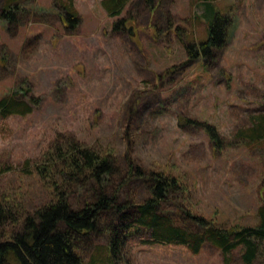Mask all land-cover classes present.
Masks as SVG:
<instances>
[{"label": "rangeland", "instance_id": "rangeland-1", "mask_svg": "<svg viewBox=\"0 0 264 264\" xmlns=\"http://www.w3.org/2000/svg\"><path fill=\"white\" fill-rule=\"evenodd\" d=\"M19 2V22L0 19V94L27 90L37 103L25 116L0 115V200L16 222L49 201L52 177L40 168L53 145L71 141L114 160L107 186L122 203L144 201L149 174L164 173L177 186L161 210L178 218L182 209L181 224L198 229L190 211L225 226L257 223L264 138L250 134L264 114V0H127L116 17L103 0H74L75 29L58 0ZM208 2L229 18L226 41L191 56L188 43L208 37ZM119 17L133 30L114 31ZM15 224H0V240ZM150 239L134 226L113 261L106 229L77 243L84 264H246L241 247L224 254L206 242L195 253Z\"/></svg>", "mask_w": 264, "mask_h": 264}, {"label": "trees", "instance_id": "trees-1", "mask_svg": "<svg viewBox=\"0 0 264 264\" xmlns=\"http://www.w3.org/2000/svg\"><path fill=\"white\" fill-rule=\"evenodd\" d=\"M58 1L64 9L61 14L63 25L77 28L80 17L74 0ZM126 2L103 0L102 4L110 16L116 17L121 16ZM206 5L204 15L209 21L208 37L198 43H188L186 49L191 56L206 58V54L223 47L226 41L229 18L213 3ZM22 9L25 8L21 7L19 0H8L0 11V19L11 24L19 22ZM128 21L126 17H119L113 30L128 28ZM26 91L22 95L16 90L0 94V115L32 113L37 102ZM214 127L208 124L213 140L218 142ZM250 136L264 138V114L258 115ZM52 149L54 153L51 151L48 157L53 162L40 168L44 177L46 171L52 177L47 203L16 222L13 211L0 200V224L11 219L18 227L0 240V264H84L77 240L100 229H106L109 234L108 257L113 261L125 238L132 235L134 226L150 230L151 239L148 241L152 243H179L197 253L206 242H210L224 254L241 247L246 264H253L258 257L264 259V204L257 210V223L250 225L225 226L187 212V216L198 225L194 230L181 224L182 209L174 213L178 218L161 210L162 203L177 186L175 178L164 173H150V195L142 202L126 204L119 201L118 192L109 193L107 185L116 167L107 154H99L71 141L65 147L53 145ZM55 176L61 181L57 182ZM77 194L80 198L75 201ZM91 264H96L95 259Z\"/></svg>", "mask_w": 264, "mask_h": 264}]
</instances>
